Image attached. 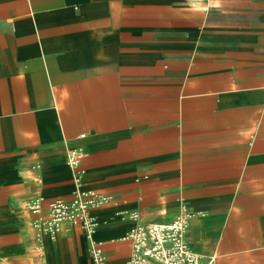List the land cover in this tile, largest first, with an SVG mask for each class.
Instances as JSON below:
<instances>
[{
	"label": "crops",
	"instance_id": "obj_1",
	"mask_svg": "<svg viewBox=\"0 0 264 264\" xmlns=\"http://www.w3.org/2000/svg\"><path fill=\"white\" fill-rule=\"evenodd\" d=\"M89 190L90 238L37 224ZM182 205L203 264H264V0H0V264H128Z\"/></svg>",
	"mask_w": 264,
	"mask_h": 264
},
{
	"label": "built area",
	"instance_id": "obj_2",
	"mask_svg": "<svg viewBox=\"0 0 264 264\" xmlns=\"http://www.w3.org/2000/svg\"><path fill=\"white\" fill-rule=\"evenodd\" d=\"M79 156L71 153V164L77 166ZM111 198L94 191H81L71 203L54 201L49 205V216L39 218L37 224L45 230H55L64 221L83 227L90 238L95 227L91 212L110 202ZM35 213L42 210L36 200L31 205ZM194 213L182 205L178 215L169 222H149L137 225L130 233L132 253L128 264H203L202 256L193 251L187 241L189 225ZM94 264H105L101 247L91 243ZM210 264V263H209Z\"/></svg>",
	"mask_w": 264,
	"mask_h": 264
}]
</instances>
